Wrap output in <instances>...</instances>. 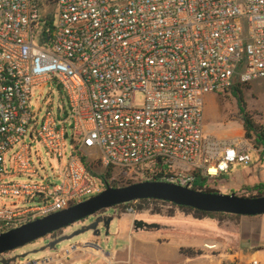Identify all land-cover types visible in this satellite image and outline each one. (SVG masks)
<instances>
[{"label": "built area", "instance_id": "1", "mask_svg": "<svg viewBox=\"0 0 264 264\" xmlns=\"http://www.w3.org/2000/svg\"><path fill=\"white\" fill-rule=\"evenodd\" d=\"M0 22V197L29 204L0 206V235L110 186L83 155L190 189L251 164V142L207 134L204 115L209 95L264 79V0H0ZM49 83L67 107L40 120L33 89ZM29 137L60 162L70 141L62 183L12 180L38 175Z\"/></svg>", "mask_w": 264, "mask_h": 264}, {"label": "rangeland", "instance_id": "2", "mask_svg": "<svg viewBox=\"0 0 264 264\" xmlns=\"http://www.w3.org/2000/svg\"><path fill=\"white\" fill-rule=\"evenodd\" d=\"M239 4H243V0H237ZM1 24V22H0ZM243 104L241 105L239 99L236 97L233 90H229L224 93L212 94L206 98L205 104V115L204 124L205 131L207 134L213 135L218 138H234V137H245L244 130V120L241 107L247 113L255 116L256 122L260 125L264 124V79L253 81L249 84L248 88L244 90L243 93ZM32 109L39 114V119L42 120L48 111H52L54 114L58 115L59 108L63 109L67 101L65 94L62 89L56 83H49L43 87H37L33 89L32 97ZM145 105V96L142 92H138L135 100L134 107L141 109ZM27 143L32 145V162L36 169H38V175L31 178L28 177H16L13 181L24 182L32 179L34 182L39 184H60L63 181V173L68 163V159L72 154V145L70 141L68 142L67 156L62 162L57 158V156H50L47 154L46 149L38 143V141H31L30 137L26 139ZM251 158L252 162L249 166L242 164H237L234 167L233 173L227 175L225 178L209 181L207 186L209 188L216 189L222 194H237L239 196H253L259 193V190H264V148H257L254 141H252ZM17 148H15L11 154L15 153ZM99 155L95 154V160L91 159V162H96ZM96 173L102 174L105 170L98 165L95 168ZM118 182L121 187H125L129 181L117 176H112V182ZM258 187H261L258 189ZM105 188L101 187V192ZM14 204L17 203L21 207L28 206V203H22L18 198H4L0 197V206L2 204ZM32 205V203H31ZM144 210L141 209V204L129 203L126 205H121L119 208V213L115 215V209L108 210L106 217L112 219L109 231L102 226L101 231V242L100 247L106 252L110 253L112 250L118 252L126 244V239L131 235V228L135 229L134 222L139 221L148 225H157V227L143 228L135 231L142 232H157L163 231L170 228H175L176 232H188L194 228H200L205 226L199 222H195L192 217H188L184 212L174 207L163 206V205H151L142 206ZM156 208L162 210L163 215L154 214ZM175 211L176 216L174 218L167 217V212ZM225 225L230 229L232 227L231 218H225ZM94 218H90L86 222L76 224L68 229V233L71 235L74 232L81 230L83 227H87L92 224ZM213 223H217L214 219H206ZM205 221V220H204ZM218 224V223H217ZM223 226V227H224ZM64 230V231H65ZM63 231V233H64ZM108 232V233H107ZM62 233V234H63ZM60 236V235H59ZM86 235H80L71 241L64 242L58 246L59 249L67 248L70 245L80 244L84 241ZM209 239L216 240V238L209 237ZM218 239V238H217ZM218 241L222 242L220 238ZM226 241V240H224ZM49 243L48 239L37 241L30 244L24 248L18 249L17 251L10 253L6 258L10 256H22L27 253H31L35 250L43 248ZM217 251V250H216ZM43 253L36 255H30L25 259H20L16 264H23L28 259H33L41 256ZM1 264V261H0ZM87 264H101L99 259L91 261L88 260Z\"/></svg>", "mask_w": 264, "mask_h": 264}, {"label": "crops", "instance_id": "3", "mask_svg": "<svg viewBox=\"0 0 264 264\" xmlns=\"http://www.w3.org/2000/svg\"><path fill=\"white\" fill-rule=\"evenodd\" d=\"M194 221L205 228L200 226L185 233L170 227L163 231L142 232L135 231L132 226L126 244L120 251L110 253L100 247L101 237L89 233L80 244L41 252V256L23 264L36 261L40 262L38 264H87L90 258L91 261L99 259L101 264H264V216L241 217L232 222L230 229L224 226L226 223ZM62 235L70 234L65 230ZM206 244H216L217 251L206 249ZM183 248L201 250L203 254L186 258L180 252Z\"/></svg>", "mask_w": 264, "mask_h": 264}, {"label": "water", "instance_id": "4", "mask_svg": "<svg viewBox=\"0 0 264 264\" xmlns=\"http://www.w3.org/2000/svg\"><path fill=\"white\" fill-rule=\"evenodd\" d=\"M141 200L167 202L205 213H223L241 217L264 216V196L244 197L235 193H212L159 181L134 183L118 188L107 186L103 192L85 202L0 235V257H3L0 260L1 264H16L20 259H25L31 254L57 250L60 244L80 235L92 233L94 237H101L102 226L109 231L112 221L106 216H98L101 212ZM90 218L95 220L87 227L71 235L53 237V234ZM134 226L136 230L157 227L139 221H135ZM45 239H48L49 243L40 250L6 258L18 249Z\"/></svg>", "mask_w": 264, "mask_h": 264}, {"label": "trees", "instance_id": "5", "mask_svg": "<svg viewBox=\"0 0 264 264\" xmlns=\"http://www.w3.org/2000/svg\"><path fill=\"white\" fill-rule=\"evenodd\" d=\"M248 86H249V84L240 83L238 80H235L234 85L231 89L224 90L223 92H220V93H224V92H227L229 90H233L236 97L239 99V101L242 105L244 102L243 93H244V90L246 88H248ZM241 111L243 113L245 138L248 139L251 143H252V141H254L257 148H259V147L264 148V124L263 125L258 124L256 122L255 116L250 114V113H247L244 109V106L241 107ZM82 161L86 165L87 169L90 172H92L94 175H96L97 177L102 178L104 180L112 178L113 174H112L111 170H105L102 174L96 173L95 168L98 167V165H99L98 161L91 162L84 155L82 156ZM134 183H136V182L129 181V183L126 186L134 184ZM109 185H110V187H113V188L121 187L120 184H118V182H116V181L112 182ZM260 188L261 187H258V189H260ZM195 190H201V191L212 192V193H220L216 189L209 188L207 186V181L204 179L199 180L198 186L195 188ZM256 196H264V190L260 189L259 193L257 195H253V196H249V197H256ZM244 197H248V196L245 195ZM139 203L141 204L142 210H144L142 206H151V205L168 206V205H170V206H173L175 209L181 210L188 217H192L196 221H204L206 219H214L220 225H223L225 223V221H226L225 218L229 217L234 221H237L241 218V216H237V215H229V214H223V213L200 212V211L194 210L192 208L179 207V206H176V205L171 204V203L156 201V200H141V201H139ZM153 211H154V214L163 215L162 210H160L159 208H156ZM175 216H176V212L174 210L167 212V217L174 218ZM62 233H63V231H59V232L53 234V237H57L59 235H62ZM180 252L186 258H196V257L201 256L203 254V252L201 250L186 249V248L181 249Z\"/></svg>", "mask_w": 264, "mask_h": 264}, {"label": "flooded vegetation", "instance_id": "6", "mask_svg": "<svg viewBox=\"0 0 264 264\" xmlns=\"http://www.w3.org/2000/svg\"><path fill=\"white\" fill-rule=\"evenodd\" d=\"M107 212H108V211H103V212H101L98 216H106ZM98 216H97V217H98ZM86 221H87V220H86ZM86 221H84V222H86ZM82 223H83V222H82Z\"/></svg>", "mask_w": 264, "mask_h": 264}]
</instances>
